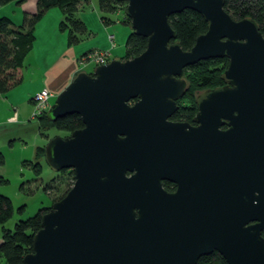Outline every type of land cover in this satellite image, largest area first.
Segmentation results:
<instances>
[{
    "label": "water",
    "instance_id": "95a60500",
    "mask_svg": "<svg viewBox=\"0 0 264 264\" xmlns=\"http://www.w3.org/2000/svg\"><path fill=\"white\" fill-rule=\"evenodd\" d=\"M115 1L145 48L77 71L45 111L81 119L43 145L46 164L73 181L19 264H195L213 251L264 264V37L223 0ZM184 9L207 23L188 50L168 21ZM222 57L224 84L196 97V125L169 120L184 68Z\"/></svg>",
    "mask_w": 264,
    "mask_h": 264
},
{
    "label": "trees",
    "instance_id": "16d2710c",
    "mask_svg": "<svg viewBox=\"0 0 264 264\" xmlns=\"http://www.w3.org/2000/svg\"><path fill=\"white\" fill-rule=\"evenodd\" d=\"M23 1L0 0V6L9 2L19 4ZM79 1L35 0L34 12L30 14L24 13L22 21L18 26L9 17L0 16V93L6 92L18 82L19 79L16 71L21 66L24 56L32 46L34 26L45 11L50 8L60 10L61 19L58 21L57 28L59 31L65 33L67 44L75 43L86 32L84 24L76 14L80 5ZM121 3L123 2L97 0L96 7L100 13V22L104 26H108L110 23V20L104 14L113 13L117 5ZM223 9L233 20L245 17L252 19L262 37H264V0H223ZM122 15L124 16V14ZM121 21L128 25L127 17L124 16ZM168 21L175 33V40L179 43L182 50H188L193 45L195 37L205 32L207 26L203 17L190 9H184L179 13L170 15ZM145 44V37L135 35L130 31L123 44L124 53L119 58L128 59L138 55L145 48ZM226 65L227 59L222 57L202 59L185 67L183 70V77L186 82L185 91L176 101L178 109L173 113L171 118L190 122L195 112L194 98L203 90L219 87L224 84L221 74ZM44 114L45 112L37 116L39 121L38 131L41 135H44L42 131L47 127L66 131V135L70 131L82 127L81 119L77 114H67L54 121H48ZM43 156V145L36 146L33 161L27 162L35 176L38 175L40 169L38 160L43 158ZM1 160L2 157L0 155V163ZM66 170H61V172L63 173ZM69 171L72 173L71 170ZM3 178L0 176V184L5 182ZM48 189L49 184H46L44 190L48 191ZM21 208L22 206H19L18 210ZM48 209L49 207L39 208L33 216L16 221L12 230L2 229L0 235V255L6 264H19L22 256L32 250V235L39 229L41 214ZM11 214V201L8 197L0 194V224L8 220ZM261 234L264 238V232ZM195 264H225V261L218 253L213 251L207 255L200 256Z\"/></svg>",
    "mask_w": 264,
    "mask_h": 264
},
{
    "label": "rangeland",
    "instance_id": "374dc122",
    "mask_svg": "<svg viewBox=\"0 0 264 264\" xmlns=\"http://www.w3.org/2000/svg\"><path fill=\"white\" fill-rule=\"evenodd\" d=\"M87 1L88 6L85 5L84 0L79 1V11L91 12L90 8L92 4H96L97 2V0ZM7 4L8 5L0 6V16L9 17L13 23L18 26L22 21L18 6L12 2ZM124 6L125 3L123 2L117 5L113 13L104 14V16L110 20L109 29L104 33V36L102 35V39L105 38L104 40L108 45L106 49L110 52L108 61L123 55V44L128 33L131 31L129 26L121 21L124 17L122 15V8ZM85 8L86 10H84ZM93 16L96 15L94 14ZM37 26L38 31L43 27L41 24ZM34 30L35 28L33 29V34ZM92 32L95 35V32ZM108 34H113V47L109 44L107 39ZM97 37H99V35H97ZM32 46L35 47L36 43L32 42ZM83 64L84 70H91L93 67V64L89 62ZM51 101L53 100L51 99ZM8 114L12 116L13 111H7L6 115ZM31 114L32 104L28 105L26 111H24L23 117L25 120L22 123L21 121H15V123L6 122L5 114L0 117V155L4 165V175H2V177H4L3 179L5 180L4 183L0 184V194L8 197L12 206L11 216L3 224H0V235L2 229L12 230L16 221L33 216L39 208L49 207L52 202L59 199L63 193L67 191L66 189L71 186L73 181L72 173L69 171L70 169H67L63 173L61 171H55L46 164L44 158L38 160L40 169L37 176L34 175L28 166L27 162L33 161L32 154L35 145L45 144L47 140L53 136L63 137L67 134L66 131L57 130L53 127L45 128L42 131L44 135L39 134L38 118H32ZM11 119L14 120L13 118ZM8 121L11 120L9 119ZM10 139L11 145H8ZM23 159L24 161H22ZM46 184H49L48 191L44 190ZM19 206H22L20 210H18ZM0 264H6L1 255Z\"/></svg>",
    "mask_w": 264,
    "mask_h": 264
},
{
    "label": "crops",
    "instance_id": "0c3cea01",
    "mask_svg": "<svg viewBox=\"0 0 264 264\" xmlns=\"http://www.w3.org/2000/svg\"><path fill=\"white\" fill-rule=\"evenodd\" d=\"M84 2L88 6V1L85 0ZM15 5L18 6L21 16L24 13L30 14L35 10V0H24ZM90 9L91 12L79 11L80 9L76 12L77 17L84 24L86 32L80 36L78 41L71 44L66 43L65 33L57 28L58 21L61 19L59 9H48L36 22L33 41L36 46H31L24 56L21 66L17 69L18 82L6 92L0 93V117L5 114L6 122L21 121L22 123L25 120L23 113L31 104L30 97L41 88H46L49 91L48 101L51 104L53 102L51 99L54 100L56 94L71 80L74 74L79 70H84V64L81 62L82 56L95 49L108 47L105 38L102 39V35L104 36V33L107 32L109 25L104 26L100 22V13L96 4H92ZM93 13L97 18L93 16ZM39 24L43 27L38 31L37 25ZM92 31L95 32L96 36ZM84 71L89 72L90 70ZM9 110L13 111L12 116L11 114L6 115ZM11 118L14 120L8 121ZM8 145H11V139ZM32 156L34 158V150ZM3 172L2 159L0 163L1 176L4 175Z\"/></svg>",
    "mask_w": 264,
    "mask_h": 264
},
{
    "label": "built area",
    "instance_id": "2783aa9c",
    "mask_svg": "<svg viewBox=\"0 0 264 264\" xmlns=\"http://www.w3.org/2000/svg\"><path fill=\"white\" fill-rule=\"evenodd\" d=\"M107 39L109 41V44L113 47V34H108ZM110 57V52L108 49L105 50H93L85 55L82 56L81 61L82 63L89 62L93 64V66L98 64H103L108 61ZM50 93L46 88H41L40 90L34 92L32 96L30 97V102L32 104V114L31 117H37L41 115L43 112H45L48 107L50 106V103L48 101ZM13 121L12 119H10Z\"/></svg>",
    "mask_w": 264,
    "mask_h": 264
},
{
    "label": "flooded vegetation",
    "instance_id": "af4514ba",
    "mask_svg": "<svg viewBox=\"0 0 264 264\" xmlns=\"http://www.w3.org/2000/svg\"><path fill=\"white\" fill-rule=\"evenodd\" d=\"M199 94H200V93H198V94L196 95V97H197ZM196 97L194 98L195 112H196ZM177 100H178V99H177ZM177 100H176V101H177ZM176 105H177V108H176L175 111H177V109H178V104H177V102H176ZM175 111H174L173 113H175ZM195 112H194L192 118L194 117ZM172 115H173V114H172ZM172 115H171V116H172ZM171 116L169 117V120H171V121H176V122H177V121H178V122H187V123L190 124L191 126H195V125H196V123L192 120V118H191L190 122H188V121L174 120V119L171 118ZM160 184H161L162 189H164L166 192H173V191L175 190V185H174V183L171 182V181H168V180H161V181H160Z\"/></svg>",
    "mask_w": 264,
    "mask_h": 264
}]
</instances>
